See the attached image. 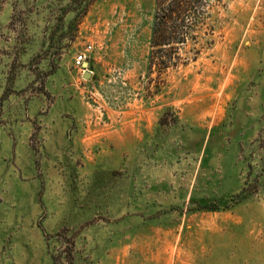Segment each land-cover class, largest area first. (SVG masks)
<instances>
[{"label": "rangeland", "instance_id": "obj_1", "mask_svg": "<svg viewBox=\"0 0 264 264\" xmlns=\"http://www.w3.org/2000/svg\"><path fill=\"white\" fill-rule=\"evenodd\" d=\"M155 1L0 0V264H264V0L160 77Z\"/></svg>", "mask_w": 264, "mask_h": 264}, {"label": "trees", "instance_id": "obj_2", "mask_svg": "<svg viewBox=\"0 0 264 264\" xmlns=\"http://www.w3.org/2000/svg\"><path fill=\"white\" fill-rule=\"evenodd\" d=\"M95 0H76L79 19L89 11ZM212 1L219 0H156L148 55V72L160 77L169 68L186 65L197 59L200 48L197 43L199 31L206 23L207 9ZM207 34H213L215 25L209 26ZM210 44L215 40L208 41ZM159 86V84H158Z\"/></svg>", "mask_w": 264, "mask_h": 264}, {"label": "built area", "instance_id": "obj_3", "mask_svg": "<svg viewBox=\"0 0 264 264\" xmlns=\"http://www.w3.org/2000/svg\"><path fill=\"white\" fill-rule=\"evenodd\" d=\"M91 51V46H87L86 49L82 50V51H79L78 54L76 55L75 57V63L80 66V67H83L84 66V63H85V60L89 54V52Z\"/></svg>", "mask_w": 264, "mask_h": 264}, {"label": "water", "instance_id": "obj_4", "mask_svg": "<svg viewBox=\"0 0 264 264\" xmlns=\"http://www.w3.org/2000/svg\"><path fill=\"white\" fill-rule=\"evenodd\" d=\"M87 66V62L84 63V67Z\"/></svg>", "mask_w": 264, "mask_h": 264}]
</instances>
